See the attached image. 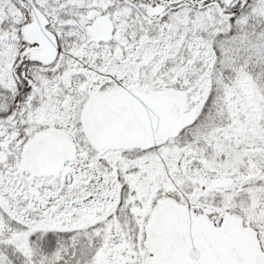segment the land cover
<instances>
[{
  "label": "snow or ice",
  "instance_id": "snow-or-ice-1",
  "mask_svg": "<svg viewBox=\"0 0 264 264\" xmlns=\"http://www.w3.org/2000/svg\"><path fill=\"white\" fill-rule=\"evenodd\" d=\"M0 264H264V0H0Z\"/></svg>",
  "mask_w": 264,
  "mask_h": 264
}]
</instances>
